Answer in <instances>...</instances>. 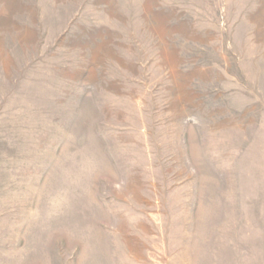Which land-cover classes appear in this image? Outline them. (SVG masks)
Masks as SVG:
<instances>
[{
	"label": "rangeland",
	"instance_id": "obj_1",
	"mask_svg": "<svg viewBox=\"0 0 264 264\" xmlns=\"http://www.w3.org/2000/svg\"><path fill=\"white\" fill-rule=\"evenodd\" d=\"M0 264H264V0H0Z\"/></svg>",
	"mask_w": 264,
	"mask_h": 264
}]
</instances>
